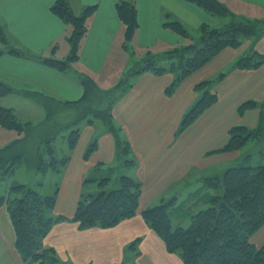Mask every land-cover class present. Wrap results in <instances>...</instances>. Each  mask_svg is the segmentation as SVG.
Returning <instances> with one entry per match:
<instances>
[{
    "label": "crops",
    "instance_id": "0c3cea01",
    "mask_svg": "<svg viewBox=\"0 0 264 264\" xmlns=\"http://www.w3.org/2000/svg\"><path fill=\"white\" fill-rule=\"evenodd\" d=\"M56 1L0 0V29L7 40L5 45L0 38V50L4 51L0 56V81L13 88L12 95L22 97L17 99L32 115L36 110L45 109L24 97L22 93L25 91L60 102H75L84 95L81 83L84 76L92 78L101 90L111 91L113 79L130 64L149 54H164L187 44L186 38L165 27L167 22L178 21L188 31L219 24V20L185 0H136L139 27L127 42L125 28L116 10L121 0H68L76 15L90 6H96V10L87 19L88 30L80 41L79 58L69 71L59 72L43 60H67L71 53L69 37L73 27L51 11ZM219 1L237 15L264 20V0ZM248 48L243 45L237 49H225L187 77L173 95L166 93L174 80L172 74L157 76L145 72L132 79L131 87L112 106V114L115 124L124 130L123 136L137 160V167L124 173L141 182L142 194L139 213L111 229H80L77 223L70 221L92 169L102 163L113 164L116 155V140L112 134L103 128L98 131L95 126H100L95 122L85 125L63 176L55 208L57 215L69 220L56 223L45 239V245L56 250L61 262L183 264L177 254L167 252L165 244L147 225L141 212L162 199L186 194L200 178L223 173L242 161L243 151L210 152L227 144L232 127L255 128L258 125L259 109L238 112L246 101L264 102V64L253 70L233 67ZM256 48L264 54V37ZM12 50H17L20 55L12 54ZM222 72L226 76L215 85L217 103L179 134L184 115L199 98L196 85ZM12 95L0 103L8 107L3 101ZM41 116L45 117L44 114ZM94 138L98 140V147L89 160H85V148ZM253 236L263 245L264 226ZM138 239L136 252H127V248ZM15 241L8 209L2 206L0 264H38L24 262Z\"/></svg>",
    "mask_w": 264,
    "mask_h": 264
},
{
    "label": "trees",
    "instance_id": "16d2710c",
    "mask_svg": "<svg viewBox=\"0 0 264 264\" xmlns=\"http://www.w3.org/2000/svg\"><path fill=\"white\" fill-rule=\"evenodd\" d=\"M185 1L220 19L221 26L203 25L199 29L201 38L197 42L176 47L164 54H149L138 60L113 92H103L92 78L84 76L81 77L84 95L75 102H60L42 94L26 91L22 93L23 96L46 110L62 109L61 104L80 108L82 113L78 121L73 123L75 126H79L84 119H87V124L101 120L116 140L117 158L128 170H134L137 167L134 152L128 140L121 138L120 129L117 128L111 113L113 104L131 87L134 77L145 72L157 76L172 74L174 80L166 93L173 95L187 77L203 68L225 49L241 48L248 41L249 48L233 67L239 70H253L264 64V54L256 48L257 43L264 37V20L237 16L219 0ZM95 10L96 6H90L85 8L82 14L76 15L68 0H57L54 3L51 11L73 27L69 37L71 53L67 60L44 59L43 62L47 66L59 72L69 71L71 65L79 58L80 41L88 30L87 19ZM116 10L125 28V40L129 42L139 27L136 0H121L116 5ZM165 27L183 38H191L189 31L178 21H169ZM0 38L6 45L7 40L1 29ZM11 53L20 55L17 50H12ZM3 54L4 51L0 50V56ZM225 76L226 73L222 72L215 78L196 85L199 98L184 115L178 129L179 134L217 103L215 85ZM13 92L10 85L0 81V101ZM112 95L114 96L111 97ZM104 100V106H98L100 101ZM251 109L260 110L258 125L255 128L244 125L232 127L227 144L210 154L244 152L251 142L257 141L261 147L259 153L264 155V102L258 104L254 100L246 101L240 105L238 112L242 114ZM0 125L18 132L32 128L31 122H23L20 119L17 110L1 103ZM69 133L67 144L72 152L81 135V129L76 127ZM63 138L66 141V136ZM97 142L95 138V142L87 149L86 157L97 149ZM27 143L28 140L23 138L0 148L1 175L11 174L14 168L23 162L27 155ZM46 146L47 150H44L43 154L39 152L29 165L38 172H47L49 169L57 171L59 162L55 158L52 141L48 140ZM250 157V154H246L245 160ZM69 160L70 157H64L62 167ZM243 161L244 157L223 173L200 178L186 194L162 199L158 204L141 212L144 221L165 244L167 252L177 254L183 264H264V244L257 247L251 241L253 235L264 226V165H246L241 163ZM100 180L102 189L99 194L83 193L75 215L70 220L77 223L80 229H111L139 213L141 182L123 172L118 180H115L116 186L106 190L104 185H108L112 179L104 177ZM90 181L93 180H87ZM56 196L57 193L45 197L25 185L12 186L7 194L0 195V207L6 206L8 209L16 236L15 247L24 262L67 264L59 260L53 247L45 245V239L52 227L56 223L69 220L53 214ZM181 218L190 220V226L183 227ZM139 241L140 239L135 240L127 248V252H136Z\"/></svg>",
    "mask_w": 264,
    "mask_h": 264
},
{
    "label": "rangeland",
    "instance_id": "374dc122",
    "mask_svg": "<svg viewBox=\"0 0 264 264\" xmlns=\"http://www.w3.org/2000/svg\"><path fill=\"white\" fill-rule=\"evenodd\" d=\"M209 16H211V15H209ZM237 16H241V15H237ZM211 18H214V17L211 16ZM216 19L219 20V23H220L221 20L218 18H216ZM223 20L224 19H222V21ZM220 26L221 25L218 24V27H220ZM189 33L191 34V38L186 39V42L188 41L187 44H189L191 42H197L201 38V32L199 30H195L194 28H190ZM249 44H250V42L248 41V42L244 43L243 45L248 47ZM152 55H160V54L153 53ZM130 62H132L131 58H130ZM132 64H130L124 70H122V72H121L122 74H120L118 77L113 79V83H112L113 86H112V90H111L112 92L117 90L115 88L120 84V82L122 80L125 79L126 74L130 71V69L134 65V64L133 65ZM119 69L120 68L118 67V70ZM121 69H123V66L121 67ZM102 91L104 92V90H102ZM12 96L13 97H10V99H5V101H3V102H5V104L8 107H13L15 110L19 111L18 115H19L20 119L23 122H31L32 128H30L29 130H27L25 132H18L17 130L5 129L0 125V148H4V147L12 144L13 142L20 140V139H23V138H26V140H28L27 155L25 156V159L23 160V162L18 164L14 168V170L11 174H9L7 176H3L0 174V195L7 194L9 189L12 186L25 185L27 187L33 188L39 194H41L45 197L53 196L55 193H57L56 197L58 198V194H59V191L61 189V183L63 181L62 180L63 176L65 174V171L68 169L69 164L71 163V161L73 159V153H74V150L77 146V144H76L75 148L72 150V152H70L68 149L67 137L70 134L69 133L70 130L75 129L76 127H80L81 132H82L85 125L87 124V122H86L87 119L82 120L80 122L79 126H75L73 123L78 121V119L80 118V115L82 113V110H80V108H78V107L76 108V106L67 107V106H65V104H61L62 109L53 108L50 110L45 109L42 111L33 110V111H35V114L32 115L29 112H27V109L25 108L24 103H22V101L20 99H17V97L22 98L21 96H17V95H12ZM113 96L114 95H112L111 97H113ZM6 100H8V101H6ZM96 100H94V101L96 102ZM104 102H105V100L100 101V104L98 106L103 107ZM38 111H39V113H38ZM112 111H113V108L111 109V113H112ZM41 114L42 115L44 114L45 117L41 116ZM48 115H50L51 117H49ZM94 122L96 123L97 126H100V127L95 126V128H97L98 131H101V128H103V130L105 129V131L107 133L111 134L108 131L104 122H102L101 120H95ZM117 128L120 129L121 138L125 139V137L123 136V134L125 132L122 129V127H120L118 125ZM5 130H7V131H5ZM64 136H66V138H65L66 141L63 138ZM7 137H10V138H7ZM9 139H12V140L10 141ZM48 140L52 141V145L55 148V158L59 162V170L53 171V170L49 169L47 172H38L29 165V162H33L35 156L39 152H41L43 154L44 150H47L46 142ZM7 141H10V142H7ZM94 142H95V138L91 142H89V144L85 148V152H84V159L85 160H89V158L93 155V153H95L96 150L93 151L88 157H86L87 149ZM40 147H41V150L39 151ZM260 151H261L260 143L257 141L251 142L243 153L244 154V161L241 163L246 164V165H256V166L257 165H264V155H261L259 153ZM46 153L47 152H45V154ZM246 154L251 155L249 160H245ZM67 156L70 157V160L68 161V163L64 167H62L61 162H62L63 158L67 157ZM117 157H118V155H117V150H116L115 161L113 164L109 165V164H103L102 163L98 167H95L92 169L91 173L86 178V181L84 183L86 186V188L83 190L84 194H87V193H92V194H96V195L99 194V192L102 189V187H100V185H99V183L101 181L100 179H102L104 177H110L112 179L108 185H104V188L106 190L112 189L116 186L115 180L116 179L118 180L119 176H121V174L123 172H127V170H128V168L126 166H124L122 164L121 160H119V158H117ZM87 180H93V181L87 182ZM92 184H96V185L92 186L91 189H89L88 186H90ZM56 204H57V202H56ZM55 208H56V206H55ZM55 208L53 209L52 212L55 216L59 217V215H57L55 213ZM180 220H182V218ZM180 223L183 225V227H189L190 226V220H188V219L182 220ZM251 241L257 247H260V245H262L261 244L262 242L259 241V239L255 240L254 236L251 239Z\"/></svg>",
    "mask_w": 264,
    "mask_h": 264
}]
</instances>
